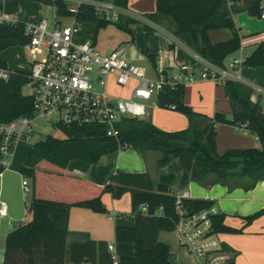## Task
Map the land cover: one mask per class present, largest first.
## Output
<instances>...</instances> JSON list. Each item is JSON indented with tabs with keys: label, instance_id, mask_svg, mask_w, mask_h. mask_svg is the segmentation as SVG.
I'll list each match as a JSON object with an SVG mask.
<instances>
[{
	"label": "trees",
	"instance_id": "1",
	"mask_svg": "<svg viewBox=\"0 0 264 264\" xmlns=\"http://www.w3.org/2000/svg\"><path fill=\"white\" fill-rule=\"evenodd\" d=\"M32 1L51 5L56 17L73 16L81 26L80 34L83 31L90 34L88 39L96 45L100 29L114 25L130 32L129 26L138 21L122 14H117L115 19H106L86 2H81L73 10L64 0ZM258 1L243 0L244 11L250 16H258ZM127 2L112 0L113 5L122 8L127 7ZM0 8L16 12L17 4L7 2L0 4ZM155 14L171 19L175 24L174 34L216 67H224L225 58L241 47L242 36L227 0H155ZM145 28L149 29L148 26ZM221 28L230 31L229 39L211 42L208 31ZM27 41L24 21L0 24V51L21 46ZM241 65L264 67V41L257 43ZM0 67H7L2 59ZM27 82V72L16 69L10 70L7 80H0V122L32 113L31 96L21 91ZM221 84L232 106L231 117L221 112L212 116L196 112L183 100L185 89L182 83L165 85L157 93V106L176 110L188 118V126L177 131L161 130L149 119L136 117H124L117 122L118 138L107 136L103 129L92 124L55 125L63 137L47 135L36 141L24 158L20 172L31 182V197L27 206L31 219L16 224L6 234L2 264H113L114 259L105 241L87 240L67 245L69 209L79 206L95 212H107L102 194L109 193L113 198H120L125 192L131 194L134 225L116 226L115 239L132 242L134 253L121 257L117 264H176L169 258V246L157 239L158 231L174 229L180 216L178 207L184 215H190L211 208L214 205L212 200L182 197L178 203L177 196L165 186L154 190L147 173L116 171L106 184L97 186L69 173L66 167L72 159L93 163L103 154L117 150L118 143H127L139 152L151 150L157 153L158 166L177 158L193 181L201 182L207 175L213 174L216 182L226 184L230 180H245L243 186L247 189L252 187L264 178V112L261 106L251 101L249 88L242 83L225 78ZM219 123L245 128L256 135L260 147L227 149L218 153L215 137ZM142 204L147 205L146 213L140 210ZM159 207H162L161 211ZM261 213L264 210L246 216V224ZM210 221L215 234L241 233L243 230L225 224L224 215L220 212L211 214ZM222 248L228 249L225 246Z\"/></svg>",
	"mask_w": 264,
	"mask_h": 264
},
{
	"label": "crops",
	"instance_id": "2",
	"mask_svg": "<svg viewBox=\"0 0 264 264\" xmlns=\"http://www.w3.org/2000/svg\"><path fill=\"white\" fill-rule=\"evenodd\" d=\"M100 1L112 3V0ZM7 2H16L18 5V0H0V4ZM227 4L242 38L250 36L249 31L241 27L237 21L238 14L244 12L243 0H227ZM46 6L54 11L51 5L46 4ZM15 13L18 19L24 22L44 16L40 13L28 19H21V10L18 6ZM115 14H122L138 21L129 26L132 32H125L114 25L102 28H108L109 43L108 41L101 43L100 48L96 42L100 50L120 49L127 59L145 65L150 76H154L157 72H162L168 77H176L188 72L195 74L196 78L183 83L184 102L196 112L207 116L221 112L231 117L232 106L226 97L223 85L210 78L200 77L202 72L216 66L205 60L181 37L174 34L175 24L171 19L155 14V0H128L126 8L115 6ZM208 36L213 43L221 42L229 39L230 31L225 28L212 29L208 31ZM246 55L242 47L225 58L224 66L229 68L232 59ZM149 56L153 58L150 59ZM0 59L5 61L1 57V51ZM7 67L16 69L8 65ZM229 71L231 79L249 88L251 101L264 107V67L239 65L234 69L229 68ZM144 118L149 119L153 125L164 131H177L188 126V118L184 114L170 108L156 106L153 102L149 103L148 113ZM215 142L216 150L220 154L227 149L260 147L256 135L245 128L227 123L217 124ZM157 159L158 154L151 150L139 152L127 147L105 153L93 163L82 159H72L67 163L66 170L97 186L106 184L116 171L147 173L154 190L165 186L177 197L212 200L215 210L223 213L225 224L243 229L241 233L216 234L221 245L235 253L234 264H264V213L248 224L245 221L246 216L264 210V178L248 189L243 186L245 180L240 182L230 180L223 184L216 182L213 174L207 175L201 182H196L191 179L190 173L181 166L177 158H172L163 166L157 165ZM101 199L107 212H95L79 206L70 207L67 245L73 242L83 243L87 240L105 241L114 259L113 264H117L121 257H129L134 253L132 242L115 239L116 226L132 227L134 225L131 194L125 192L120 198H113L109 193H103ZM17 218H19L18 223L28 222L31 214L27 212L24 216ZM12 229V222L4 224L0 218V264L4 258L5 236ZM157 239L169 246V258L172 262L198 264L195 257L180 246L174 230H159ZM65 260L68 262L67 257Z\"/></svg>",
	"mask_w": 264,
	"mask_h": 264
},
{
	"label": "built area",
	"instance_id": "3",
	"mask_svg": "<svg viewBox=\"0 0 264 264\" xmlns=\"http://www.w3.org/2000/svg\"><path fill=\"white\" fill-rule=\"evenodd\" d=\"M91 4L96 13L106 19H115V5L100 0H77ZM259 15L264 20V0L258 1ZM15 12L0 8V24H15ZM81 26L74 17L70 23H62L54 17L42 16L24 22V34L28 41L21 45L26 52L28 82L32 88V113L11 121L0 122V178L10 168L14 150L21 141H31L32 119H53L54 125L92 124L104 130L107 136L118 138L116 124L124 117L144 118L149 103L156 106V95L165 85L191 81L197 76L183 73L168 77L162 72L150 76L145 65L127 59L124 53L114 48L102 51L91 39L76 42ZM264 41V32L241 39L242 48L247 42ZM245 56L232 59L229 68L242 64ZM229 68H212L200 74L217 83L231 78ZM8 67H0V80L9 77ZM264 112V107H261ZM127 143H118V149L127 148ZM24 193L31 192L27 179L21 181ZM178 203L180 198L177 197ZM27 209V207H26ZM143 213L147 205H140ZM159 211L162 207H159ZM179 219L175 223L180 246L197 260L198 264H221L233 262L235 253L223 249L212 232L210 215L217 211L212 206L190 215L178 207ZM8 215V205L0 199V218ZM116 264V263H114Z\"/></svg>",
	"mask_w": 264,
	"mask_h": 264
},
{
	"label": "rangeland",
	"instance_id": "4",
	"mask_svg": "<svg viewBox=\"0 0 264 264\" xmlns=\"http://www.w3.org/2000/svg\"><path fill=\"white\" fill-rule=\"evenodd\" d=\"M70 9L76 8L78 6L77 0H64ZM18 7H20L21 19H28L31 16L39 15L43 13L51 26V22L54 20L55 11L51 7L46 6L42 1H32V0H18ZM57 19L62 23H70L73 21V16H58ZM246 30V29H245ZM243 30L244 32H246ZM107 29H101L97 32L96 42L101 46L106 41L109 43V36L107 34ZM130 32L131 29H130ZM247 34V32H246ZM90 34L83 31L76 38V42H83L88 39ZM249 36H245L247 38ZM257 42H247L243 46V51L247 54L256 47ZM239 53V52H238ZM237 53V54H238ZM1 57L5 60L6 64L12 68L26 70V52L21 46H11L7 47L1 51ZM148 66V64H147ZM24 95H29L32 92V88L26 84L21 89ZM31 127L33 129L32 140L31 141H21L14 150V155L10 168L6 170L2 177L0 178V199L5 201L8 205V215L1 218L4 224L8 222L13 223V227L18 223L19 216H24L28 212L26 207L30 201L31 193H24L21 181L29 178L24 176L20 169L23 166L24 158L32 145L47 135H52L54 137H63V133L54 125L53 119H32Z\"/></svg>",
	"mask_w": 264,
	"mask_h": 264
},
{
	"label": "water",
	"instance_id": "5",
	"mask_svg": "<svg viewBox=\"0 0 264 264\" xmlns=\"http://www.w3.org/2000/svg\"><path fill=\"white\" fill-rule=\"evenodd\" d=\"M237 21L241 27L248 30L252 35L264 32V20L249 16L245 11L238 14Z\"/></svg>",
	"mask_w": 264,
	"mask_h": 264
}]
</instances>
